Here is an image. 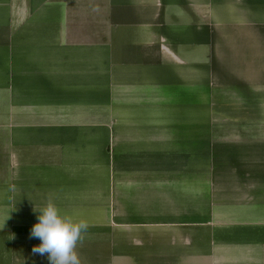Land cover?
Wrapping results in <instances>:
<instances>
[{
    "label": "crops",
    "instance_id": "obj_1",
    "mask_svg": "<svg viewBox=\"0 0 264 264\" xmlns=\"http://www.w3.org/2000/svg\"><path fill=\"white\" fill-rule=\"evenodd\" d=\"M48 199L81 264H264V0H0V264Z\"/></svg>",
    "mask_w": 264,
    "mask_h": 264
},
{
    "label": "clouds",
    "instance_id": "obj_2",
    "mask_svg": "<svg viewBox=\"0 0 264 264\" xmlns=\"http://www.w3.org/2000/svg\"><path fill=\"white\" fill-rule=\"evenodd\" d=\"M33 211L37 213V222L32 225L29 237L38 239L40 243L32 247V253L46 256L49 264H81L76 249L77 244L83 242L88 223L62 215L51 199ZM7 218L0 222V231L4 229Z\"/></svg>",
    "mask_w": 264,
    "mask_h": 264
}]
</instances>
